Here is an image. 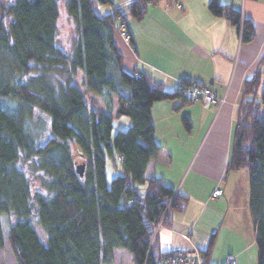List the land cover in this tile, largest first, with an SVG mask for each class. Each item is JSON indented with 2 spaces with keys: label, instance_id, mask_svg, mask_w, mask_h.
Masks as SVG:
<instances>
[{
  "label": "trees",
  "instance_id": "16d2710c",
  "mask_svg": "<svg viewBox=\"0 0 264 264\" xmlns=\"http://www.w3.org/2000/svg\"><path fill=\"white\" fill-rule=\"evenodd\" d=\"M93 1L113 9L99 15ZM64 2L77 33L69 51L57 43L58 0L0 3V218L3 213L15 218L6 236L0 226V250L6 238L14 264H112L119 247L131 254L133 264H153L165 252L159 250L157 234L151 243L157 223L170 225L189 196L160 177L147 180L143 194L137 190L149 160L161 149L151 106L187 100L183 89L195 83L183 78L181 86L169 90L146 72L122 66L115 42L118 23L125 27L127 15L141 19L157 0H130L125 11L113 0ZM207 7L234 25L241 41L253 38L254 24L240 8L221 0H209ZM79 73L90 101L98 103L94 95H103L107 109L116 96L115 115L129 116L127 128L112 136V115L89 106L74 84ZM117 79L126 85L123 91ZM33 108L51 119L55 139L45 145L40 144L41 126L32 125ZM114 152L121 157L122 173L108 182L105 162L107 156L114 161ZM81 162L80 176L75 165ZM241 169L247 173L256 264H264V53L244 80L237 107L227 172ZM34 176L40 188L34 189ZM215 236L211 233L201 250L206 260Z\"/></svg>",
  "mask_w": 264,
  "mask_h": 264
},
{
  "label": "crops",
  "instance_id": "0c3cea01",
  "mask_svg": "<svg viewBox=\"0 0 264 264\" xmlns=\"http://www.w3.org/2000/svg\"><path fill=\"white\" fill-rule=\"evenodd\" d=\"M128 1L113 0V4L125 11ZM208 1L157 0L147 5L141 19L127 15L129 41L119 33L115 37L125 70L146 72L169 90L189 78L196 85L210 87L218 99H223L220 106L210 107L182 98L156 101L151 106L154 136L161 149L149 160L144 179L160 177L166 185L189 196L184 210L173 215L171 224L160 227V251L205 250L216 224L212 209L222 204V199L211 196L212 191L221 188V197H226L231 176L232 182L239 175L247 179L244 169L227 172V163L243 82L254 73L264 53V0H221L240 8L253 22L254 35L248 42L241 41L239 31L225 17L211 14ZM111 6L108 4L103 14L110 12ZM175 166L176 173L172 172ZM185 171V179L190 175V181L188 186H184L185 180L179 186ZM244 183L248 188V181ZM246 206L245 202L244 224L239 222L242 213L233 212L230 220L225 219V213L222 219L220 216L208 264H222L227 254L236 255L238 264H256L254 231Z\"/></svg>",
  "mask_w": 264,
  "mask_h": 264
},
{
  "label": "rangeland",
  "instance_id": "374dc122",
  "mask_svg": "<svg viewBox=\"0 0 264 264\" xmlns=\"http://www.w3.org/2000/svg\"><path fill=\"white\" fill-rule=\"evenodd\" d=\"M12 0H0V3H8L11 2ZM95 3L97 5H95ZM58 6H59V18L57 21V43L62 46L64 49H66V51H69L74 39L77 36L75 27H74V21L73 19L67 14L66 9H65V2L64 0H58ZM93 6L95 7V10L99 13V14H103L106 10H107V6L108 4H100L97 3L96 1H93ZM113 8H111L112 10ZM117 32H119L118 28ZM121 37L124 38V36L122 34H120ZM126 41V40H125ZM118 52L120 53V48L118 49ZM80 77L81 74L79 73L77 75V77L75 78L74 84L77 85V87L83 91L84 93V97L87 99V96L89 94H86L85 92V88L81 85L80 81ZM119 79H117V85L118 87H120V89L123 91V87H126V85H124L122 82H120ZM90 95H92L90 93ZM98 101V103H94L93 101H90L89 99H87V103L90 105L95 104L97 105L99 108L109 112V114L112 115L113 117V127H112V136L115 134V132L119 129H125L128 127V125L130 124V118L128 115H124V114H120L118 116L115 115V107L117 106V100H116V96H112L111 98V102L113 107H109L107 109L106 108V103H107V99L104 98L103 95H94ZM110 101V100H108ZM195 101H199L200 100H195ZM201 104L203 105V103L201 102ZM9 106V105H8ZM204 106V105H203ZM205 107V106H204ZM13 106H9V110L12 112ZM31 119H32V125L34 126L36 125H40L41 126V130H40V144L45 145L51 141H53L55 139L54 135L52 134L51 130H50V116L46 113H44L43 111H41L38 108H33L31 110ZM198 131L195 130L194 134H196ZM114 161L110 158V157H106V162H105V175H106V179L109 182L110 179L117 175L122 173V169L120 166V161L118 160L119 158L117 157L116 153L114 152ZM80 162V161H79ZM178 170V167L175 166L174 170H172V172L176 173ZM187 171H185V173L182 175L180 182H179V186L182 185L183 181H184V186H188V182L190 181V175L188 178L185 179ZM36 179H34L33 182V187L34 189L39 187L40 188V180H39V176H34ZM232 177H230L229 179V183L228 186L230 188L228 191V194L226 197H221L220 198L218 196V198H214L217 200H221L222 199V204L219 207L215 206L214 209H212V220L214 221L213 225L214 229L211 233H215L217 236L218 231V220L221 216L224 215V213L226 214L225 219L230 220L232 217V213H242V217L240 218L239 222L241 223H245L246 221V217L244 216V207H245V202H246V196H247V192H248V188H246V184L244 183V180H247L244 176H237L236 181L232 182ZM146 180L145 182H138L136 183V187L137 190L140 194H143L146 188ZM244 183V184H243ZM225 184V182H224ZM206 193V192H205ZM214 201V200H211ZM210 205H212V203H209ZM212 207V206H210ZM207 210H209V206L207 207ZM15 218L7 216L6 214H1V218H0V226H1V232L4 236H6L7 231H8V227H9V223L14 221ZM220 222V221H219ZM32 225L34 227V229L36 230L39 238L41 239V241H44L45 239V234L42 231L41 227L38 225L36 218H34L32 220ZM159 231V230H158ZM157 231V233H158ZM245 231L247 233H249V231L247 230V228H245ZM211 236V234H210ZM183 237L185 239H189V235L187 234H183ZM255 250H256V244H255ZM228 255V254H227ZM236 256V255H235ZM226 257V256H225ZM237 258V256H236ZM207 261V260H206ZM225 262V259H224ZM223 262V263H224ZM222 263V264H223ZM237 263H238V258H237ZM0 264H14V258L10 252L7 240L5 238V247L4 249L0 250ZM112 264H133L132 260H131V254L126 251L123 248H115L114 250V262Z\"/></svg>",
  "mask_w": 264,
  "mask_h": 264
},
{
  "label": "built area",
  "instance_id": "2783aa9c",
  "mask_svg": "<svg viewBox=\"0 0 264 264\" xmlns=\"http://www.w3.org/2000/svg\"><path fill=\"white\" fill-rule=\"evenodd\" d=\"M178 5V4H177ZM180 7V5H178ZM120 34L124 36L126 41L130 40V36L127 33L123 23L119 22L117 26ZM183 93L187 100L195 101L200 100L205 107H210L212 105L220 106L223 102V99H218L214 94L213 90L208 86L189 85L187 88L183 89ZM121 157H119L120 159ZM222 194L221 188H215L211 196L218 197ZM162 226V222L159 221L155 227L151 243L154 240V237L157 234V231ZM153 264H208L206 258L203 253L197 249H186V250H169L161 253L156 259L153 261ZM223 264H238L237 258L234 254H228L225 257V262Z\"/></svg>",
  "mask_w": 264,
  "mask_h": 264
},
{
  "label": "water",
  "instance_id": "95a60500",
  "mask_svg": "<svg viewBox=\"0 0 264 264\" xmlns=\"http://www.w3.org/2000/svg\"><path fill=\"white\" fill-rule=\"evenodd\" d=\"M79 175L81 176L83 174V171H84V167H85V163L84 162H81V163H77L75 165Z\"/></svg>",
  "mask_w": 264,
  "mask_h": 264
}]
</instances>
